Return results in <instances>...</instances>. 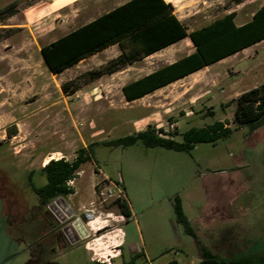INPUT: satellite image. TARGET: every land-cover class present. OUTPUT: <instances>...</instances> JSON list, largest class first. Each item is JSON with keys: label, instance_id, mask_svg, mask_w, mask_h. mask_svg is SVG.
<instances>
[{"label": "rangeland", "instance_id": "rangeland-1", "mask_svg": "<svg viewBox=\"0 0 264 264\" xmlns=\"http://www.w3.org/2000/svg\"><path fill=\"white\" fill-rule=\"evenodd\" d=\"M38 1L0 0V197L4 213L16 219L15 235L30 242L49 229L44 215L53 222L79 216L72 226L87 234L84 243L62 241L59 249L44 259L59 253L56 260L60 264H92L91 258L102 262L122 252L115 262L123 264L132 260L129 244L133 243L141 255L133 259L134 264H171L173 259L178 264H194L201 258L197 245L177 222L173 209L174 197L179 195L199 234L220 243L231 239L232 248L239 244L228 257L246 254L248 241L253 242L251 252L263 251L264 124L250 131L247 124L238 126L234 112L241 93L264 82V41L142 99L129 101L123 84L144 70L123 72L125 64L96 78L87 75L119 55L109 58L102 53L78 68L52 74L39 51L53 38L111 9L116 0H77L47 19L34 21L25 9ZM175 1L174 9L186 26L207 23L220 15L223 6L237 9L238 18H243L264 2ZM185 42L193 48L189 38ZM64 82L73 83L77 90L66 94ZM216 120L232 127L231 134L215 142L197 143L190 152L151 147L142 141L125 147L103 143L149 125L167 133L180 131L175 138L182 140V133L190 127ZM91 142H96L95 159L80 166L71 184L74 191L64 197L72 213L63 210L64 219H58L49 206L40 209L33 186L46 182L41 169L46 157L71 161L81 146ZM113 182L123 189L122 198L134 209L128 221L117 202L119 192ZM109 188L112 195L98 194ZM225 212L230 222L225 221ZM94 215L108 223L100 233L88 225ZM204 215L211 218L209 228L201 226ZM117 226L127 235L125 245L120 244L122 233L115 230Z\"/></svg>", "mask_w": 264, "mask_h": 264}, {"label": "trees", "instance_id": "trees-1", "mask_svg": "<svg viewBox=\"0 0 264 264\" xmlns=\"http://www.w3.org/2000/svg\"><path fill=\"white\" fill-rule=\"evenodd\" d=\"M173 10L172 3L166 0H128L43 45L41 53L50 71L58 74L118 42L122 53L115 60L101 69L87 72L88 76L96 78L117 71L125 64L135 63L171 43L188 37L195 46L194 52L123 86L126 98L131 101L264 39V4L254 12L249 21L241 25L235 23L236 12L232 11L191 31ZM62 90L70 94L77 90V86L64 82ZM226 105L222 104V107ZM210 114H213V111ZM234 120L238 126L247 124L250 131L264 124V82L242 92L236 99ZM232 129L225 126L223 121L216 120L205 126L190 127L182 133V140H177L175 136L180 134V131L167 133L161 127L149 125L136 133L105 140L103 143L125 147L142 141L151 147L162 146L190 152L197 143L215 142L229 136ZM95 144L96 142H91L81 146L71 161L63 157L52 159L41 168L45 172L46 182L38 187L33 186L39 196L40 207H46L54 198L67 196L74 191L67 181L76 176L82 164L95 159ZM117 202L128 220L132 215L129 203L123 198H118ZM173 209L177 222L184 226L197 245L201 258L194 264H264V250L238 257H225L207 246L187 217L179 195L174 197ZM139 256L141 255L137 252L132 255L130 262L123 264H134L133 259ZM92 264L107 263L94 261Z\"/></svg>", "mask_w": 264, "mask_h": 264}, {"label": "crops", "instance_id": "crops-1", "mask_svg": "<svg viewBox=\"0 0 264 264\" xmlns=\"http://www.w3.org/2000/svg\"><path fill=\"white\" fill-rule=\"evenodd\" d=\"M38 1V0H37ZM77 0H41V1H38V2H35V3H32V4H30V5H28L27 6V8L25 9L26 11L28 10V11H30V18L31 19H34V21H36V19L37 20H40V19H44V18H46L47 16H50L51 15V13H53L55 10L57 11V9H64L66 6H68V5H70L71 3H74V2H76ZM126 1H128V0H119V1H114L113 2V4H114V6L111 8V9H113V8H115V7H117V6H119V5H121V4H123V3H125ZM195 1H199V0H195ZM166 2H170V3H172V5L175 7L176 6V1L175 0H166ZM220 4H222L221 3V1L219 2ZM264 4V2L261 4V5H259V7L260 6H262ZM38 6V7H37ZM39 6H43V7H39ZM47 7L49 8V10L47 11ZM258 7V8H259ZM37 8H42L41 10V12L40 13H38L37 12ZM257 8V9H258ZM31 9H33V10H31ZM111 9H109V10H111ZM222 9V10H221ZM257 9H255L250 15H245L243 18H238L239 17V11H237V9H235V12H236V15H235V18H234V20H235V23L237 24V25H241V24H243V23H245V22H247V21H249L252 17H253V14H254V12L257 10ZM109 10H107V11H109ZM107 11H104V12H107ZM174 11V13L177 15V13H176V11H175V9L173 10ZM233 11H234V9H233ZM103 12V13H104ZM230 12H232V10H228L227 8H225V6H223L222 8H220V15H218V16H215V18H213L212 20H210V21H208L207 23H205V24H202V25H200V26H194L193 24H190V23H188L187 24V26H188V30L189 31H191V30H193V29H195V28H199V27H201V26H203V25H206V24H209L210 22H212V21H214L215 19H217V18H219V17H222L223 15H225V14H228V13H230ZM103 13H101V14H103ZM101 14H99V15H101ZM99 15H97V16H99ZM37 16H40L39 18H36ZM97 16H95V17H93V18H91V19H89V20H87V21H85L84 23H82V24H85V23H88V22H90V21H92L94 18H96ZM177 17L181 20V17L179 16V15H177ZM69 18V17H68ZM185 18V17H184ZM47 19V18H46ZM238 19H240V20H238ZM196 20V19H195ZM182 21V20H181ZM81 24V25H82ZM78 27V26H77ZM77 27H75V28H77ZM61 28H62V25H61ZM74 28V29H75ZM74 29H72V30H74ZM72 30H70V31H72ZM70 31H66V32H64L63 34H61L59 37H61V36H63V35H65V34H67V33H69ZM59 37H55V38H53L51 41H49L48 43H46V44H49V43H51V42H53L54 40H56L57 38H59ZM188 37H186V38H183V39H181V40H179V41H177V42H174V43H171V44H169V45H167V46H165V47H163V48H161L160 50H157L156 52H154V53H152V54H149V55H147V56H145V57H143V58H141L139 61H137V62H135V63H132V64H127L124 68H122L121 69V71H123V72H125V71H132V70H136V69H140V70H144V72L142 73V74H139V75H137L136 77H132V78H130V79H128V80H126L125 82H124V84H123V86L125 85V84H127V83H129V82H132V81H134V80H137V79H139V78H141V77H143V76H145V75H148V74H150V73H152L153 71H155V70H157V69H159V68H161V67H163L164 65H167V64H171V63H173L174 61H176L177 59H179L181 56H184V55H189V54H191L192 52H194L195 51V46L193 45V48L190 46V45H188V43H186L185 42V39H187ZM264 41V39L263 40H261V41H259V42H263ZM192 42V41H191ZM259 42H257V43H255V44H252V45H250V46H248V47H245V48H243L242 50H240V51H238V52H236V53H234V54H232V55H229V56H226V57H224V58H222V59H220V60H218V61H216V62H214V63H212V64H209V65H207V66H205V67H203V68H201V69H198V70H196V71H194V72H191V73H189V74H187L185 77H187V76H190V75H192V74H194V73H196V72H200L201 70H204V69H206V68H208V67H211V66H214L215 64H218V63H220V62H222V61H224V60H228V59H230V58H232V57H234L235 55H237V54H240L241 52H244V51H246V50H249L250 48H252V47H254V46H256V44H258ZM45 45V44H44ZM43 46V45H42ZM41 46V47H42ZM41 47L39 48V51H40V53H41ZM187 51V52H186ZM184 52H186L185 54H184ZM102 53H104V54H108V57L109 58H116L118 55H120L121 53H122V50H121V47H120V44L117 42V43H114V44H111V45H109L108 47H106V48H104L103 50H101V51H99V52H97V53H94V54H92V55H90V56H88V57H86V58H84V59H82L81 61H79L77 64H75V65H73V66H71V67H69V68H67V69H65L64 71H62V72H65V71H68V70H70L71 68H78L80 65L82 66L85 62H87V61H90L92 58H94L95 56H97V55H99V54H102ZM180 54H183V55H180ZM41 57L43 58V55H42V53H41ZM43 60H44V58H43ZM105 62V61H104ZM52 73V72H51ZM53 74V73H52ZM184 78V77H183ZM183 78H179V79H177V80H175V81H178V80H181V79H183ZM175 81H173V82H175ZM173 82H170L169 84H167V85H164V86H160V87H158V88H155L154 90H152L151 92H148V93H146V94H144L143 96H141V97H139V98H136V99H133V100H131V101H135V100H138V99H142V98H144V97H146V96H148V95H150V94H153L154 92H156V91H158V90H160V89H163L164 87H166V86H168V85H170V84H172ZM122 90H123V87H122ZM125 95V94H124ZM126 97V96H125ZM127 99V98H126ZM128 100V99H127ZM51 157V156H53V155H48L47 157ZM47 157H46V159H47ZM46 159H45V161H46ZM46 163H44V165H45ZM129 203V202H128ZM129 205H130V209H131V212H132V215H131V217L132 216H134V209H133V207H132V205L129 203ZM227 211H229V210H227ZM206 214V213H205ZM229 214L228 213H226L225 212V221H227L228 220V222H230V218H229V216H228ZM237 219V218H236ZM128 220H130V219H128ZM128 220H126V221H128ZM210 220H211V218L210 217H208V216H206V215H204V217H203V219H202V224H201V226L202 227H205V228H209V226H210ZM233 221H234V219H232ZM236 221V220H235ZM227 223V222H226ZM227 224H229V223H227ZM115 230H117V231H121V233H122V237H121V243L120 244H123V245H125V242H126V237H127V235L125 234V232H124V230L120 227V226H117L116 228H115ZM195 230H196V228H195ZM196 232H197V234L199 235V237L201 238V240L207 245V246H209V247H211L213 250H215V251H218L220 254L221 253H223V255H226L227 257H228V255H229V253L232 251V249H236V248H238L237 246L239 245V244H237L236 245V247H233L232 248V241H231V239H226V241L225 242H216V240H211V238L210 237H207V238H204L202 235H201V233L199 234V232H198V230H196ZM244 238V237H243ZM243 238H240V240L242 241L243 240ZM253 246V242H247V244H246V246L244 247V249H245V251H248V252H246V254H250V253H258V252H251L249 249H251V247ZM119 248H118V250H121V245H119L118 246ZM129 249H130V252H131V254L133 255V254H135V253H137L138 251L136 250V248H135V246H134V244L132 243V244H129ZM221 249H223V251H224V249H225V251L226 252H222L221 251ZM89 250V249H88ZM198 250V249H197ZM198 254H199V252H198ZM124 255V253H117V254H115L114 256H112L111 257V259H110V257H109V260H110V262L112 263V264H116V262H115V259L116 258H118L119 256H123ZM200 255V254H199ZM231 255V254H230ZM200 260V258H198V261ZM171 264H178V260L177 259H173L171 262H170Z\"/></svg>", "mask_w": 264, "mask_h": 264}, {"label": "flooded vegetation", "instance_id": "flooded-vegetation-1", "mask_svg": "<svg viewBox=\"0 0 264 264\" xmlns=\"http://www.w3.org/2000/svg\"><path fill=\"white\" fill-rule=\"evenodd\" d=\"M65 197V196H64ZM55 198L53 200H51L47 206H49V204L54 201ZM38 207L41 209V207L38 204ZM9 211V210H8ZM10 212V211H9ZM55 216L59 219V217L55 214ZM83 216H85L83 214ZM95 216V215H94ZM92 216V217H94ZM71 216L68 219H64V223L63 222H53L51 221V219H49L46 215H44V219L45 222L47 223V225H49V229L44 232L42 235H40L39 237L35 238L34 240L30 241V242H25L30 249V255L31 257L29 258L28 262L30 264H60L57 260L56 257L58 256L59 253H57L56 255H50L47 258H43L48 254H51L53 252H55V250L59 249V246L62 245V241H71L72 236L75 237L77 240L75 242H71V245H75L76 243H80L84 240L85 237H81V234L78 233V229H77V225L76 226H72V222L74 221H78L79 216L78 217H74ZM66 220V221H65ZM16 219L14 217L9 218V231L11 232V234L13 235V237L17 240H21V237L16 236L15 235V231L17 229L16 227ZM67 225H69L68 228ZM99 234V233H98ZM79 238V239H78ZM46 240L45 245L42 247L41 246V242ZM84 243V241H83ZM90 250H92L91 248H89ZM92 263L95 261L94 258H91Z\"/></svg>", "mask_w": 264, "mask_h": 264}, {"label": "water", "instance_id": "water-1", "mask_svg": "<svg viewBox=\"0 0 264 264\" xmlns=\"http://www.w3.org/2000/svg\"><path fill=\"white\" fill-rule=\"evenodd\" d=\"M50 209L61 219V211L71 212V207L65 200L64 196L60 195L49 204ZM10 214L4 213L3 199L0 197V264H26L31 257L29 246L22 240H17L9 231ZM100 229L98 232L100 233ZM81 237L87 234L81 231ZM79 239V238H78ZM77 239H71L75 242Z\"/></svg>", "mask_w": 264, "mask_h": 264}, {"label": "built area", "instance_id": "built-area-1", "mask_svg": "<svg viewBox=\"0 0 264 264\" xmlns=\"http://www.w3.org/2000/svg\"><path fill=\"white\" fill-rule=\"evenodd\" d=\"M75 178V177H74ZM74 178H72V179H70V180H68L67 181V183H68V185H70L71 186V184H72V182H73V179ZM105 180H108L109 181V179H105ZM113 185H114V187L118 190V192H119V194L117 195V198H121L122 199V197L123 196H125V192L123 191V189H121L118 185V183H112ZM98 194H100V195H105V194H108V195H112L113 194V190L111 189V188H109L107 191H105V190H99L98 191ZM124 199V198H123ZM89 248V247H88ZM112 257V256H111ZM102 262H106L107 264H112L111 262H110V260L108 259H105V260H103Z\"/></svg>", "mask_w": 264, "mask_h": 264}, {"label": "bare ground", "instance_id": "bare-ground-1", "mask_svg": "<svg viewBox=\"0 0 264 264\" xmlns=\"http://www.w3.org/2000/svg\"><path fill=\"white\" fill-rule=\"evenodd\" d=\"M52 159H54V157H47V159H46V161H45V163L46 164H48L49 163V161L50 160H52ZM45 164V165H46ZM96 216H94L93 218H95ZM92 218V219H93ZM88 225L92 228V230L94 229V230H100V229H102V228H105V227H107V225H108V223H107V221H105L104 219L103 220H100V219H98L97 217L92 221H90L89 223H88ZM90 248V247H89ZM91 249H93V248H91Z\"/></svg>", "mask_w": 264, "mask_h": 264}]
</instances>
